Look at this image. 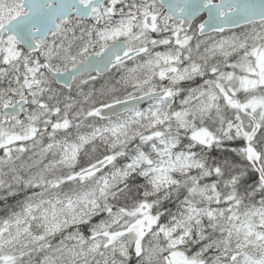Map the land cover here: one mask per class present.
Segmentation results:
<instances>
[{"label":"snow or ice","instance_id":"snow-or-ice-1","mask_svg":"<svg viewBox=\"0 0 264 264\" xmlns=\"http://www.w3.org/2000/svg\"><path fill=\"white\" fill-rule=\"evenodd\" d=\"M0 264H264V0H0Z\"/></svg>","mask_w":264,"mask_h":264},{"label":"flooded vegetation","instance_id":"flooded-vegetation-1","mask_svg":"<svg viewBox=\"0 0 264 264\" xmlns=\"http://www.w3.org/2000/svg\"><path fill=\"white\" fill-rule=\"evenodd\" d=\"M3 209V205H0V216H2L4 214V212L2 211Z\"/></svg>","mask_w":264,"mask_h":264},{"label":"trees","instance_id":"trees-1","mask_svg":"<svg viewBox=\"0 0 264 264\" xmlns=\"http://www.w3.org/2000/svg\"><path fill=\"white\" fill-rule=\"evenodd\" d=\"M0 205H3V202H0Z\"/></svg>","mask_w":264,"mask_h":264},{"label":"bare ground","instance_id":"bare-ground-1","mask_svg":"<svg viewBox=\"0 0 264 264\" xmlns=\"http://www.w3.org/2000/svg\"><path fill=\"white\" fill-rule=\"evenodd\" d=\"M4 215V214H3Z\"/></svg>","mask_w":264,"mask_h":264}]
</instances>
